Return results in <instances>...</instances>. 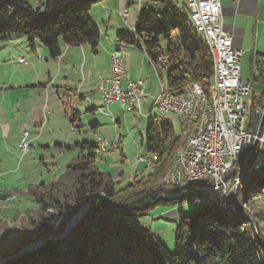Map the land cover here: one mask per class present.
<instances>
[{
    "label": "trees",
    "instance_id": "16d2710c",
    "mask_svg": "<svg viewBox=\"0 0 264 264\" xmlns=\"http://www.w3.org/2000/svg\"><path fill=\"white\" fill-rule=\"evenodd\" d=\"M103 1L47 0L35 8L23 0H0V43L27 36L38 40L52 59L61 56V43L89 46L98 53L102 28L90 12ZM161 1L164 11L141 13L135 35H120L119 39L145 51L157 68L166 69L170 91L181 94L186 85L195 84L208 93L214 65L207 44L177 5ZM184 11L189 17L185 5ZM160 38L169 42L168 50L163 51ZM161 60H166V66ZM255 65L262 78H254L253 83L261 80L264 85V59H257ZM149 118L147 153L158 155L166 166L179 140L172 123ZM76 147L84 153L68 164L60 179L28 188L35 207L0 222V264H264V214L256 215L261 222L256 219L254 228L248 217L223 210L213 200L193 217H181L175 253H171L150 232L131 225L130 219L146 216L161 205L178 202L182 207L188 202L185 191L151 188L157 172L116 190L112 176L97 165L98 147L88 143ZM246 178L251 180L243 188ZM246 178L238 190L244 196L236 197L239 212L248 196H259L264 205V167ZM87 204L88 211L66 233L72 218ZM38 242L43 246L15 257Z\"/></svg>",
    "mask_w": 264,
    "mask_h": 264
},
{
    "label": "crops",
    "instance_id": "0c3cea01",
    "mask_svg": "<svg viewBox=\"0 0 264 264\" xmlns=\"http://www.w3.org/2000/svg\"><path fill=\"white\" fill-rule=\"evenodd\" d=\"M109 1L112 0L101 2V9L105 14L116 9L125 28H114V32L110 23H103L98 53L89 46L61 43V56L52 59L38 40L27 36H13L0 43V222L9 221L29 209L27 206H31L33 200L27 194L28 188L61 174L67 160L70 162L84 153L77 145L99 146L104 140V125L99 123L98 114L114 115L108 113L111 107L99 103L97 88L101 79L112 75L110 58L113 52L122 53L131 80L145 81L150 77L146 80L148 100H142L141 104L152 103L153 107L154 100L165 88L159 92L154 89L150 70L155 69L162 81V67L159 69L152 64L145 51L119 39L128 28L135 29L138 16L149 4L139 0L138 9L130 11L128 8L135 5V1L116 0V4ZM220 3L224 29L233 37V48L243 52L241 77L252 82L255 94L262 95L255 88L264 85L261 80L253 83V76L255 62L264 59V0H220ZM125 10L129 11L127 19L122 16ZM21 58H25L27 65L20 62ZM114 105H119L123 112H140L141 108L128 111L118 103ZM103 108L107 111L103 112ZM152 110L146 111L148 118ZM164 121L171 123L167 119ZM25 130L29 132L30 149L24 155L18 146ZM113 142L111 140L107 147ZM122 149L119 148L123 155ZM107 159L110 158L100 163L101 168L108 167Z\"/></svg>",
    "mask_w": 264,
    "mask_h": 264
},
{
    "label": "built area",
    "instance_id": "2783aa9c",
    "mask_svg": "<svg viewBox=\"0 0 264 264\" xmlns=\"http://www.w3.org/2000/svg\"><path fill=\"white\" fill-rule=\"evenodd\" d=\"M146 4L161 6V0H140ZM192 5V14L198 16L201 25L210 35L213 47L221 58L219 94H221V110L215 113L214 120L204 127L195 141L193 152H185V157L177 169V179L159 183L158 189H182L191 185H203L202 195L194 199L201 203L204 197L217 196V190L229 187L230 199L233 197L235 181L239 175V161L245 150L252 146L264 149V131L261 130L260 120L263 116L264 97L253 91L252 82L244 81L241 77V60L243 52L233 48V37L224 29L222 7L220 0H184ZM123 18L129 17V11L122 13ZM261 61V60H259ZM20 62L27 65L25 58ZM111 77L101 79L98 93L103 97V104L109 108L113 104H121L122 109L133 111L135 94H143L148 100L145 81H133L126 70L125 60L114 53L110 58ZM253 78H262L261 69L254 67ZM113 92H120V102H113ZM163 96V92H162ZM156 102V99L154 100ZM184 102H192L189 91L177 95L171 90L170 96H163V104H158L154 111L165 114H175L179 119L181 133L183 124L190 120V110H184ZM262 102V103H260ZM217 127H224L228 133V143H221L217 135ZM29 132L25 130L19 150L26 154L30 149ZM103 154L114 155L121 147L116 140L110 150L107 142L101 141ZM253 147V148H255ZM137 162L146 165L151 172L157 165V155H138ZM257 166H264L258 161ZM256 166V167H257Z\"/></svg>",
    "mask_w": 264,
    "mask_h": 264
},
{
    "label": "rangeland",
    "instance_id": "374dc122",
    "mask_svg": "<svg viewBox=\"0 0 264 264\" xmlns=\"http://www.w3.org/2000/svg\"><path fill=\"white\" fill-rule=\"evenodd\" d=\"M25 1H29L30 4H32L35 8L37 6H39L40 4H42L39 2L40 0H25ZM129 1H130V3L134 2V1L136 3L135 5H132L130 8H128L130 11H134V10H136V8L138 9L137 6H138L139 0H129ZM171 1L175 5H177L179 10L182 12V14L186 18H190L191 24L196 28V26L194 25V23L191 19V11L188 8V6L184 3V1L183 0H171ZM109 2L116 4L117 1L112 0ZM112 3H110V4H112ZM184 5L189 10V17H188V14L186 13V11H184V7H183ZM102 7L103 6L100 5V3L92 6L90 16L93 19V21H97V23L100 27H102L103 23H105L106 25L110 23V26H111L110 29L114 30V32H115V29L123 30L125 28V25H124L125 22L122 19H119V14H118L117 10L114 8L115 10L113 12L108 11V14H105V11L103 9H101ZM111 7H113V6H111ZM149 10L162 12L165 10V6L161 5V6L156 7L153 4H149L148 6L145 5L143 8V13H146ZM109 18H111V19L109 20ZM135 26H136V24H135ZM196 30H197V28H196ZM102 32L104 33V29H102ZM197 32H198V30H197ZM125 33L126 34H124V35L130 36V37H133L135 35L134 29H132V28H128L127 32H125ZM197 34H199V36H201L204 39L205 43L207 44L206 38L202 34H200L199 32ZM103 36H104V34H103ZM160 46L162 47L163 51H166L169 49V42L164 38H160ZM207 47H208V44H207ZM116 51H118V50H116ZM140 55L143 57L142 53H140ZM165 62H166V60L159 61V63L163 67L166 66ZM150 70L152 72V79L154 81V89L159 92V90H161L162 87L166 88L168 85V83H167V71L162 70V68H161L163 79H162V81H160L159 77L157 76V74L155 72V69L151 68ZM148 79H150L149 76H147L145 78V82ZM188 85H194L197 88L204 90V89H202V87L195 85V84H188ZM188 85H186L185 88ZM255 91H259L263 94L264 93V87L261 86L260 88H255ZM206 94H207V92H206ZM100 97L101 96H99L98 101H99V103H102L103 101H102V98H100ZM153 106H154V103H153ZM138 108H140V112L139 111L138 112H123L121 110V108L119 107V105H114V106H111L110 110L108 111V113H110V114L112 113L114 115L113 117H110V116L105 117V116L101 115L102 113H100V115L98 114L99 123L104 125L102 127V129H103L102 133L104 136L103 141L107 142V145H109L111 140H113L114 142L116 140H118L119 142H121V147H123V149H122L124 152L123 155L121 154V150H119V149L116 150V153L114 155H109V154H103L102 153V151L100 150L101 144L99 146H97L98 147V155H97L98 156L97 157L98 163H97V165L101 169V171L108 173L112 176L113 183L115 185L116 190L122 189L128 183L135 181V179L146 178L148 176V174L156 173V172L158 173V175H157V178L155 179L156 181L154 180V182L152 183L153 185L151 184V188L152 187L158 188L159 183L164 182L163 181V177L165 176L164 170H166V168L174 162L175 156L179 150L178 148H180L179 146H181V143L183 142L184 137L187 138V136L183 135V131L181 133L179 119L177 118L176 115L169 114L168 116L163 118V117H160L157 114V112L154 111V109H153L151 111V114H152V117L154 119L159 118V120L161 122H163L165 119L171 121V123L174 126L175 139H178L179 141H178L177 146L175 147V149L172 152L173 154H172V157L170 159V162L166 166H163V163L161 162L159 156L157 155V165L150 172L147 169L146 165L139 164L137 162V158H138L137 155L139 154V155L146 156L148 154L147 149H146V137H147V129H148V125H149V118H148V116H146V111L151 110V108H153V107H152V103H149V104L142 103L140 106L138 105V106L133 107V111L138 109ZM106 111H107V109L103 108V112H106ZM85 114H83V115L85 116ZM88 116H91V114H89ZM119 136L121 137V139L118 138ZM21 141H22V139H21ZM110 148H108V150H110ZM185 149H189V147L185 146ZM107 157L110 158V159H107L108 167L106 169H103L100 167V163L103 161L104 158H107ZM70 162H68V160L66 161L65 169H63L61 174H59L58 176H54L49 182H46L43 184H47V183H50L51 181H57L58 179H60V177L62 175H64L66 168ZM137 165H140V166L138 167V169L136 171L135 168ZM262 167H264V166H259L254 172H252L250 174H246L245 176L238 175L237 179L240 178V180L242 182V180L244 178L256 173ZM250 180H251V178H246L243 180V183H242L243 188H245L247 186V183ZM44 181H46V177H44ZM241 182H239L238 184L235 183V189H233V196L237 192V197H239L240 199L244 196V193H241V191H238V190H240L239 186H240ZM228 191L230 193L229 187H228ZM225 196L227 197V195H225ZM203 199H205V197ZM229 200H230V195L227 198H225V200H223V201H226L227 205H231ZM216 202H218V201H216ZM220 202H221V200H220ZM198 205L204 206L203 202L198 203ZM218 205H219V203H218ZM27 207H29L31 209V208L35 207V203L32 202V205L27 206ZM180 207L181 206L178 202L173 203L169 206L161 205V206L153 209L152 211H150L148 213V215H146V216L131 218L130 224L133 225L134 227H136L137 229L150 232L156 241L163 243L169 249V251L171 253H175L176 230L181 223V221H180L181 217H183L185 219H189V218L193 217L195 215L196 211H198L200 209L199 206H195V205L191 204L190 202H186L185 204L182 205V207H181L182 212L181 213H180ZM242 208H243V211L240 212L241 213L240 216L248 217L251 221V224L254 225V228H256L258 226V224L256 226V222H257L256 219H258L256 217V215H259L260 217H262L264 214L263 213L264 212V205H263L262 199L259 196L254 197V195H253V198H251V201L249 200L247 203H245L244 206H242ZM223 210L228 211L230 209L227 208V209H223ZM228 212L234 213L233 208H232V210H230ZM236 216H238V215H236ZM258 222H261V221L258 219Z\"/></svg>",
    "mask_w": 264,
    "mask_h": 264
},
{
    "label": "bare ground",
    "instance_id": "6f19581e",
    "mask_svg": "<svg viewBox=\"0 0 264 264\" xmlns=\"http://www.w3.org/2000/svg\"><path fill=\"white\" fill-rule=\"evenodd\" d=\"M184 3L188 6V8L191 11V19L194 25L196 26L198 32L202 34L207 40L209 53L214 64V75L211 79V83L209 86L210 88L207 94L206 91L201 90L194 85H188L186 88H184L181 94H177V95H184V91H189V96L192 99V102H184V110H190V120L187 124H183V135L187 136V138L184 137L181 146H179L180 148H178L179 150L175 156L174 162L170 166H168L166 170H164L165 176L163 177V181L166 180L167 177L168 180L177 179V170H172V169H177L180 166V163H182V161L184 160L185 152L194 151L195 141L199 136V133L204 127H207V125H209L210 122L214 120L215 113H220L221 110V94H219L221 58L219 56L218 51L216 50L215 47H213V44L210 41V35L205 31L204 27L201 25V20L199 19L198 16L192 14V5H188V2H184ZM114 54L120 55V57L123 58L122 53L119 50L115 51ZM162 92H163V96L171 95V91L168 88L162 89L160 95L156 98V102H154V106H153L154 110L158 109V104H163ZM101 98L103 101V97ZM142 100H144L143 94H135V97L133 98V107L138 105L140 106ZM113 102H120V92H113ZM156 112L160 117L163 118L169 115V114L163 115V112L160 111H156ZM217 135L221 143H228V133L226 132V129L224 127H217ZM185 146L189 147V149H185ZM100 150L103 153L101 145H100ZM258 167L259 166L255 167V169L248 172L247 174L254 172ZM239 182H241L240 178L236 179L235 183L238 184ZM225 195H227V197L230 195L228 191V187L219 188L217 190V196L205 197V199L201 200V203L203 202V205H206L214 200V201H218L221 209L228 208L232 210L233 207L231 205H227L226 201H223L225 200V198H227Z\"/></svg>",
    "mask_w": 264,
    "mask_h": 264
},
{
    "label": "water",
    "instance_id": "95a60500",
    "mask_svg": "<svg viewBox=\"0 0 264 264\" xmlns=\"http://www.w3.org/2000/svg\"><path fill=\"white\" fill-rule=\"evenodd\" d=\"M263 111H264V107H263ZM260 127H261V130L264 131V112L260 120ZM253 147L255 146H252V149L250 150H245V152L242 154L240 158V161H239V175L240 176H245L248 172L255 169V167L257 166L256 164L259 163L258 161H262L264 163V149H260L258 147L253 148ZM203 188H205L203 187V185H191V186L186 187L184 191H185V196H187L188 198V202H190L191 204L195 206L201 207V205L194 203V199L202 195ZM236 197H237V192L236 194H234L233 197H231L229 201H230L231 206L233 207L234 214L240 216L241 213L237 210ZM95 198L96 196H93L92 198H90L89 202L93 201ZM249 200H250V196L247 197V199L245 200V203H247ZM88 209H89V205L87 204L86 206L83 207V209L80 211L78 215L72 218L70 224L68 225L66 229V233H68L80 221V219L85 215ZM64 236L65 235L61 237L53 236L51 239L56 241L59 238H64ZM43 244H44L43 242L31 244L29 247L19 252L15 257L18 258L23 254L30 253L38 249L39 247L43 246Z\"/></svg>",
    "mask_w": 264,
    "mask_h": 264
}]
</instances>
